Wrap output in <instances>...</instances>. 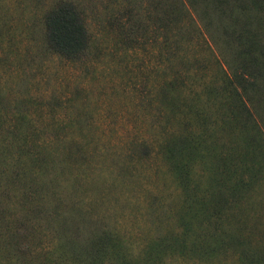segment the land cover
Listing matches in <instances>:
<instances>
[{"label": "trees", "instance_id": "16d2710c", "mask_svg": "<svg viewBox=\"0 0 264 264\" xmlns=\"http://www.w3.org/2000/svg\"><path fill=\"white\" fill-rule=\"evenodd\" d=\"M45 4L43 46L80 58L91 44L83 9L74 0ZM102 9L99 19L125 47L155 48L161 67L154 87L155 152L180 199L166 213L172 223L164 230L155 224L141 251H130L127 238L98 210L72 200V168L82 173L88 166L83 143L59 135L65 125L54 123L39 139L22 119L13 130L14 171L0 177V264L23 261L24 231L34 222L57 238L74 264H172L166 256L222 264L229 254L238 264H264V0H108ZM185 77L197 91L190 92ZM166 123L173 128L165 130ZM67 125L80 133L84 124ZM21 129L32 139L26 146L17 141ZM135 145L126 156L150 151L144 142ZM118 170L132 183L128 166L118 163ZM154 201L146 205L151 214Z\"/></svg>", "mask_w": 264, "mask_h": 264}, {"label": "rangeland", "instance_id": "374dc122", "mask_svg": "<svg viewBox=\"0 0 264 264\" xmlns=\"http://www.w3.org/2000/svg\"><path fill=\"white\" fill-rule=\"evenodd\" d=\"M74 1L84 11L91 44L85 54L72 60L47 50L40 41V14L48 0H0V177L3 171L8 176L14 171L13 130L22 119L27 132L36 128L39 139L52 133L48 124H64L59 135L62 132L67 138L77 139L87 153L83 164L88 166L81 164L83 172L72 168L76 178L72 200L98 210L136 253L155 235V224L161 230L168 228L172 219L166 213L173 212L180 200L168 168L155 152L160 134L153 121L154 87L160 65L150 44L142 47L134 42L125 47L114 31L109 33V26L104 27L99 16L104 14L102 8L108 0ZM188 77L187 85L194 93L198 85ZM187 88L181 96L188 95ZM77 120L84 124L80 133L72 132L76 127L67 125L77 124ZM171 128L169 123L164 126L168 131ZM25 130L18 132L24 134L17 139L23 146L32 142ZM140 142L147 145L149 153L142 158L126 156L138 149L135 144ZM118 163L131 169L132 183L122 177ZM154 199L157 210L151 214L146 205ZM34 224L24 231L23 242L28 248L26 255L19 254L23 260L19 264H74L61 253L57 238L41 225L33 228ZM6 235L4 231L3 237L10 240ZM21 242L18 239L14 244ZM146 253L145 246L140 256ZM165 260L205 264L180 256L177 260L166 256ZM5 264L12 263L5 260ZM222 264L238 263L229 254Z\"/></svg>", "mask_w": 264, "mask_h": 264}]
</instances>
